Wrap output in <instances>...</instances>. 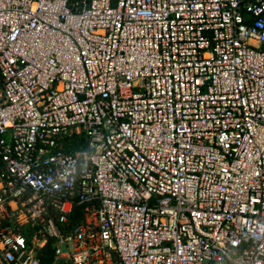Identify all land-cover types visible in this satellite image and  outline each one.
<instances>
[{"label": "built area", "instance_id": "2783aa9c", "mask_svg": "<svg viewBox=\"0 0 264 264\" xmlns=\"http://www.w3.org/2000/svg\"><path fill=\"white\" fill-rule=\"evenodd\" d=\"M48 243L264 264V0H0V264Z\"/></svg>", "mask_w": 264, "mask_h": 264}, {"label": "trees", "instance_id": "16d2710c", "mask_svg": "<svg viewBox=\"0 0 264 264\" xmlns=\"http://www.w3.org/2000/svg\"><path fill=\"white\" fill-rule=\"evenodd\" d=\"M78 147H82V144L80 143ZM79 209H81V207H79ZM39 256L41 257L40 264H51L52 263V248H51L50 243H48L47 246H45V248L39 250Z\"/></svg>", "mask_w": 264, "mask_h": 264}, {"label": "rangeland", "instance_id": "374dc122", "mask_svg": "<svg viewBox=\"0 0 264 264\" xmlns=\"http://www.w3.org/2000/svg\"><path fill=\"white\" fill-rule=\"evenodd\" d=\"M203 264H212V262L205 261ZM214 264H230V263L225 260H220V261H215Z\"/></svg>", "mask_w": 264, "mask_h": 264}]
</instances>
